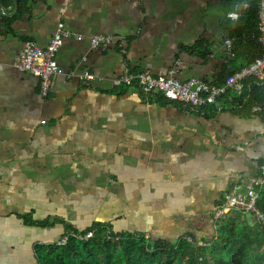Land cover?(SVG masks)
<instances>
[{
    "label": "crops",
    "instance_id": "obj_1",
    "mask_svg": "<svg viewBox=\"0 0 264 264\" xmlns=\"http://www.w3.org/2000/svg\"><path fill=\"white\" fill-rule=\"evenodd\" d=\"M234 1L31 0L21 14L14 1L0 9L14 17L9 31L0 23V264H34L35 247L56 243L65 225L99 222L172 241L212 236L225 192L264 160V115L232 104L231 91L220 108H194L113 81L129 67L219 83L258 55L254 46L233 53ZM59 22L71 31L55 58L65 74L51 77L43 97L15 63L24 40L45 47ZM100 33L115 40L92 49L88 39ZM39 221L52 223H31Z\"/></svg>",
    "mask_w": 264,
    "mask_h": 264
},
{
    "label": "trees",
    "instance_id": "obj_2",
    "mask_svg": "<svg viewBox=\"0 0 264 264\" xmlns=\"http://www.w3.org/2000/svg\"><path fill=\"white\" fill-rule=\"evenodd\" d=\"M12 1L16 3L17 14L28 10L31 3V0H0V9L11 6ZM248 1V7L240 11L234 28L230 29V36L234 39L233 53L236 54L239 47L250 50L254 46L258 48V57L261 49L255 39L256 0ZM12 19L13 16L0 17V23L7 26L5 31L10 30ZM197 46L200 44L190 48ZM255 58L248 59L243 65ZM240 67L226 70L223 80L213 84L223 83L228 74ZM243 83L240 95L232 94L231 103L250 113L251 106L263 99L262 87L254 77H248ZM150 98L168 101L162 96ZM256 207L264 215V184L258 189ZM31 223L46 226L52 222ZM67 231L76 235L91 231L92 236L87 239L69 236L64 244L36 246L35 261L41 264H264V225L255 218L246 217L245 212L238 208H230L219 218H214V233L209 238L189 235L174 241L151 239L140 233L116 232L109 225L99 222L80 231L65 225Z\"/></svg>",
    "mask_w": 264,
    "mask_h": 264
},
{
    "label": "built area",
    "instance_id": "obj_3",
    "mask_svg": "<svg viewBox=\"0 0 264 264\" xmlns=\"http://www.w3.org/2000/svg\"><path fill=\"white\" fill-rule=\"evenodd\" d=\"M248 0H235L233 7L228 12V17L236 19L241 10L247 8ZM256 34L255 39L260 46L261 54L249 64L240 67L228 74L221 84H211L198 77H190L181 80L175 75V70L170 68L163 75H155L148 70L135 71L125 67L113 81L115 86L135 85L145 98L162 96L171 102H183L190 107L203 108L211 106L220 108L222 99L227 93L240 95L243 82L248 77H254L262 87L263 99L260 103L251 106L252 113L264 114V0H256ZM71 31L59 22L45 47H40L34 40H24L18 52L15 66L21 72L29 73L38 79L39 93L46 97L51 85V77L65 74L61 66L56 62V53L65 37ZM81 39V35L76 36ZM89 45L92 49L105 48L112 44L115 37L110 33H100L89 37ZM226 47L231 46V40L225 39ZM69 76L71 73H67ZM85 79H92L89 73L82 75ZM44 123V120H41ZM264 184V163L258 167V173L246 180L235 182L224 194L220 207L215 208L213 217L219 218L230 208H238L245 213L250 212L252 217L264 225V215L257 209L256 200L258 189ZM69 236H77L79 239H87L92 236L89 231L84 235H76L67 231L57 240V244L66 243ZM34 264H41L35 261Z\"/></svg>",
    "mask_w": 264,
    "mask_h": 264
},
{
    "label": "water",
    "instance_id": "obj_4",
    "mask_svg": "<svg viewBox=\"0 0 264 264\" xmlns=\"http://www.w3.org/2000/svg\"><path fill=\"white\" fill-rule=\"evenodd\" d=\"M225 39H226V37L224 36V38H223V40L221 41V43H223V41H224ZM227 50H228V51H231L232 49H231L230 47H227ZM246 217H248V218H253L250 212H247V213H246Z\"/></svg>",
    "mask_w": 264,
    "mask_h": 264
}]
</instances>
